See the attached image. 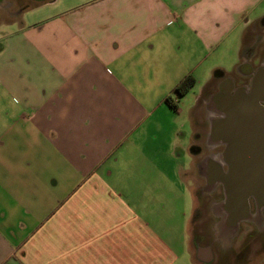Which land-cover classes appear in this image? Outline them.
Returning a JSON list of instances; mask_svg holds the SVG:
<instances>
[{"label":"crops","instance_id":"crops-1","mask_svg":"<svg viewBox=\"0 0 264 264\" xmlns=\"http://www.w3.org/2000/svg\"><path fill=\"white\" fill-rule=\"evenodd\" d=\"M32 9L0 44V264H217L192 234L181 172L211 168L205 136L232 83L264 73L256 42L243 45L264 32V0H47L22 14ZM179 193L181 230L166 238L159 201Z\"/></svg>","mask_w":264,"mask_h":264},{"label":"flooded vegetation","instance_id":"flooded-vegetation-1","mask_svg":"<svg viewBox=\"0 0 264 264\" xmlns=\"http://www.w3.org/2000/svg\"><path fill=\"white\" fill-rule=\"evenodd\" d=\"M232 87L225 107L219 109L224 115H217L205 136L219 149L216 162L208 171L200 164L197 171L205 182L199 194L210 191L213 195L220 187L221 198L212 204L213 213L219 217L214 222L215 237L225 233L228 243L242 223L264 227V73L241 84L232 83ZM240 194L245 203L238 205L235 195ZM194 211V218L200 215L199 209Z\"/></svg>","mask_w":264,"mask_h":264},{"label":"rangeland","instance_id":"rangeland-1","mask_svg":"<svg viewBox=\"0 0 264 264\" xmlns=\"http://www.w3.org/2000/svg\"><path fill=\"white\" fill-rule=\"evenodd\" d=\"M35 4L38 3L33 0L0 1V44H3V40L5 38L3 37L4 34L14 30V28L18 26L21 21L35 19L39 16L41 9H32L31 11L22 14V10L32 7ZM20 10L21 12H19ZM248 40L255 41V46H257V48H255V53L264 56V32H262V34L246 33L243 37V45L246 50V43ZM245 49L244 51H246ZM191 101V93L183 98H180L181 106L186 107L191 103ZM183 117H186V115H183ZM181 120L182 117L179 119V122ZM183 130L187 135V127ZM218 150L219 149L217 147L215 152L217 153ZM186 170L187 166L185 165L184 170L181 172V174L184 175L181 176L182 182H185L188 185H193L195 208L200 210V215L195 217L192 223V234L194 238L200 236L204 244H208L213 248L214 255H216V258L218 259L217 264H224V262H227L228 264H264V227L259 228L255 224L242 223L238 234L235 235L232 241L228 243L227 248L222 249V246L215 237L216 229L214 222L218 221L219 217H216L212 211L213 202H217L221 198V195H219L221 192L220 187L213 195H209L204 192L203 194H199L198 192H200L205 184L204 179L196 172V170H192L191 172H186ZM170 198L173 199L169 200L168 203L159 201L158 205L160 206L162 203H165V205L168 206V209L163 211L167 216L166 225L159 228L166 238L178 236L175 234L176 232H180L182 223V217L180 216L181 210L180 208L178 209L175 204L179 202L183 203L184 198L181 193L176 195L173 194ZM185 198H187L186 195ZM182 209H184L186 217L191 215L192 208L188 198L186 203L182 206ZM160 211V208H156L154 213L160 214ZM174 264L197 263L191 262L187 254H185L179 256L174 261Z\"/></svg>","mask_w":264,"mask_h":264},{"label":"trees","instance_id":"trees-1","mask_svg":"<svg viewBox=\"0 0 264 264\" xmlns=\"http://www.w3.org/2000/svg\"><path fill=\"white\" fill-rule=\"evenodd\" d=\"M195 83V79L191 74L186 75L184 78H182L179 83L175 86L174 88V92H175V96L176 98H179L180 96H182L184 93H186L188 91V89L190 87H192ZM165 101L171 105V106H175L172 103V98L170 96H167L165 98Z\"/></svg>","mask_w":264,"mask_h":264},{"label":"water","instance_id":"water-1","mask_svg":"<svg viewBox=\"0 0 264 264\" xmlns=\"http://www.w3.org/2000/svg\"><path fill=\"white\" fill-rule=\"evenodd\" d=\"M0 1H2V0H0ZM33 1H35L37 3H42V2H45L47 0H33ZM254 100H255V97H254ZM252 105L255 108L257 107V104H256L255 101H253ZM243 196H244L243 194L242 195L241 194L240 195H235V197H236L235 201L237 202L238 205L245 203V199H244Z\"/></svg>","mask_w":264,"mask_h":264}]
</instances>
